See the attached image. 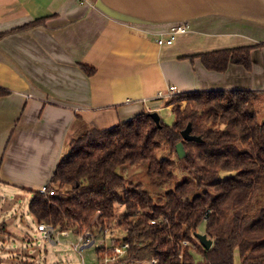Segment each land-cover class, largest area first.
<instances>
[{
	"label": "crops",
	"instance_id": "crops-1",
	"mask_svg": "<svg viewBox=\"0 0 264 264\" xmlns=\"http://www.w3.org/2000/svg\"><path fill=\"white\" fill-rule=\"evenodd\" d=\"M36 19L44 22L16 29ZM185 22L171 44L158 43ZM3 31L0 187L15 192L47 184L89 126L171 112L168 102L195 90H264V0H0ZM254 44L263 45L252 49L250 70H211L200 56ZM170 85L173 95L159 97Z\"/></svg>",
	"mask_w": 264,
	"mask_h": 264
},
{
	"label": "trees",
	"instance_id": "trees-1",
	"mask_svg": "<svg viewBox=\"0 0 264 264\" xmlns=\"http://www.w3.org/2000/svg\"><path fill=\"white\" fill-rule=\"evenodd\" d=\"M43 22L36 19L16 29ZM6 33L0 32V39ZM258 45L263 44L200 56L211 70L226 71L230 63L250 70ZM6 93L0 88V95ZM171 102H177L172 123L161 118L158 125L143 111L72 137L47 183L54 193L31 190V214L38 223L77 235L95 227L93 232L103 236L107 228L118 227L124 232L121 241L139 244L132 246L131 256L157 257L158 264H237L236 249L239 264H264V90H195ZM190 122L202 141L183 138ZM180 141L187 152L182 159L176 151ZM125 165L143 166L154 190L128 179ZM199 232L212 239L209 249L195 236Z\"/></svg>",
	"mask_w": 264,
	"mask_h": 264
},
{
	"label": "rangeland",
	"instance_id": "rangeland-1",
	"mask_svg": "<svg viewBox=\"0 0 264 264\" xmlns=\"http://www.w3.org/2000/svg\"><path fill=\"white\" fill-rule=\"evenodd\" d=\"M171 101L168 102L171 112L166 109L161 111L162 118L169 123L174 121L172 110L173 106L177 103ZM186 104L187 100L185 99L180 103L182 108L185 107ZM125 166L124 172L128 179L141 181L148 188L153 187L143 166ZM30 188L34 190L38 187L31 186ZM9 189L11 188L5 186L0 187V211L1 213L5 212L3 214L4 216H0V224L4 222L7 230L6 234L0 231V264H83L82 258H84L86 264L96 262L99 257L97 249L101 245V238L97 239L95 245L89 242L90 244L85 247L83 245H78L77 249L75 248V244L78 241V235L71 231H69L68 235H62L59 233V229H57L58 233L56 236L59 241L56 243L45 239L43 237V232L38 229V222L30 212L29 202L33 195L31 190L15 192ZM151 190H154V188ZM122 210L123 206H120L117 213L120 214ZM111 229L113 233H110L106 237L107 246L114 243L113 237H118L124 233L122 229L115 226ZM89 230L95 231V227L93 229L89 228ZM16 233L24 235V237L22 238L17 235L18 238H16L13 236V234L15 235ZM3 235L6 237L5 240L2 238ZM6 257L13 259V261H4L3 258ZM240 260V253L238 249H236L235 261L239 264Z\"/></svg>",
	"mask_w": 264,
	"mask_h": 264
},
{
	"label": "built area",
	"instance_id": "built-area-1",
	"mask_svg": "<svg viewBox=\"0 0 264 264\" xmlns=\"http://www.w3.org/2000/svg\"><path fill=\"white\" fill-rule=\"evenodd\" d=\"M189 29V23L185 22L183 24H180L178 26H175L172 28L170 31L171 36L170 37H158L157 41L159 44H171L175 38V35L178 33L186 32ZM177 90L176 85H170L167 91H160L159 97L161 98H167L169 96H172L173 93ZM42 192H47L50 190L47 187V184H43L40 188ZM51 193H54L53 190H50ZM155 222V220H153ZM38 229L43 232L44 238L56 243L59 240L57 239L56 234L58 233V228L54 227L53 225H50L46 222H40L38 223ZM109 231V232H108ZM59 233L62 235H68L69 231L68 230H61L59 229ZM113 233L111 228H107L103 232V236H99L96 232H93L92 230L86 229L83 233L78 235V241L75 244V248L77 249L78 245H83L84 247L91 242L92 244H96L97 239L101 238V245L99 246L104 249V253L99 255L98 259L96 262H93L91 264H158L159 259L157 257H152V258H134L133 256L130 255V250L133 245H139L137 242H131L129 241H121L122 236H118L120 239L118 242H114L112 245L107 246L106 242V237L110 234ZM183 244H187L188 240H182ZM83 264H86L84 262V258H82Z\"/></svg>",
	"mask_w": 264,
	"mask_h": 264
},
{
	"label": "water",
	"instance_id": "water-1",
	"mask_svg": "<svg viewBox=\"0 0 264 264\" xmlns=\"http://www.w3.org/2000/svg\"><path fill=\"white\" fill-rule=\"evenodd\" d=\"M150 115L155 119L158 125H160L161 114L158 111H151ZM182 136L185 140L189 141H202V137L192 133V123L190 122L187 127L182 131ZM176 151L178 156L182 159L187 155L183 142H178L176 145ZM195 236L200 240L206 249H209L212 245V239L208 238L206 233H196Z\"/></svg>",
	"mask_w": 264,
	"mask_h": 264
}]
</instances>
